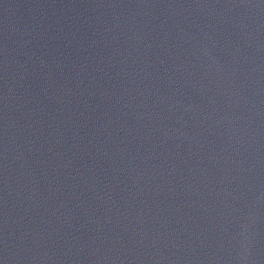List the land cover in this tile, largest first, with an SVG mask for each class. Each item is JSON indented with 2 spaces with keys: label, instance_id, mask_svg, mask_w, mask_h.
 <instances>
[{
  "label": "water",
  "instance_id": "1",
  "mask_svg": "<svg viewBox=\"0 0 264 264\" xmlns=\"http://www.w3.org/2000/svg\"><path fill=\"white\" fill-rule=\"evenodd\" d=\"M0 264H264V0H0Z\"/></svg>",
  "mask_w": 264,
  "mask_h": 264
}]
</instances>
